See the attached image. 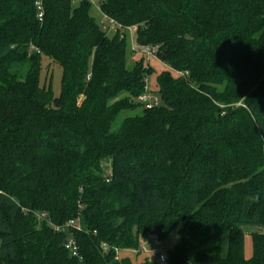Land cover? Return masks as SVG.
<instances>
[{"label": "trees", "instance_id": "16d2710c", "mask_svg": "<svg viewBox=\"0 0 264 264\" xmlns=\"http://www.w3.org/2000/svg\"><path fill=\"white\" fill-rule=\"evenodd\" d=\"M36 2L0 0V264H158L120 252L175 229L168 264H264L242 228L264 227V0H100L111 37L89 1L42 0L41 19ZM129 27L175 72L151 109Z\"/></svg>", "mask_w": 264, "mask_h": 264}, {"label": "rangeland", "instance_id": "374dc122", "mask_svg": "<svg viewBox=\"0 0 264 264\" xmlns=\"http://www.w3.org/2000/svg\"><path fill=\"white\" fill-rule=\"evenodd\" d=\"M92 15L98 19L100 22L102 20V17L97 9H94L92 12ZM109 31V30H108ZM115 29H111L108 32V35L111 37L115 34ZM126 39H127V60H126V67L129 70H132L134 67V64L137 60L144 58L143 54L140 52H135L134 48H137L136 42H135V33H131V31L126 30ZM146 63L149 64L152 68L155 69L156 74H154L152 77L149 78L148 82V92L152 93L153 95L157 96V82L156 77L157 74L162 71H171L175 74L173 70H171L169 67L164 65L162 62H160L157 58H144ZM43 71L41 74V86L48 88L51 87L54 95L59 96L61 91V77H62V69L58 65H51L48 61L43 62ZM178 75V74H177ZM140 115L141 111L137 110L136 112H124L120 115L117 122L115 123L113 129L116 130L120 124L121 121L126 118L127 116H133V115ZM103 169L104 171H108L110 174L111 172V160L107 159L103 163ZM244 233H245V244H244V255L247 260L251 259L253 257V239L252 234L259 233L264 234V227L259 225H243L242 226ZM180 242V236L178 234V229H175L166 239L160 241L156 237H151L147 242L142 243L140 250L141 252L137 254L136 251L131 250H123L120 252V258L124 256H129L132 258V261L134 263L143 262L146 259H149L150 261L157 262L158 264H168L166 262L162 263L159 262L157 258L152 257L151 253L156 254H167L168 250L175 247ZM226 240L224 241V251H226Z\"/></svg>", "mask_w": 264, "mask_h": 264}, {"label": "built area", "instance_id": "2783aa9c", "mask_svg": "<svg viewBox=\"0 0 264 264\" xmlns=\"http://www.w3.org/2000/svg\"><path fill=\"white\" fill-rule=\"evenodd\" d=\"M74 3H79L81 1L84 0H72ZM89 1L93 4V6L95 7V9H97L102 17V20L100 21V25L102 27V29L105 32H109L111 29H115V31L118 28H121V26L116 23L113 19H110L109 17H107L106 15H104L103 13L100 12L99 10V6L98 3L100 0H86ZM36 6L37 9L39 11V18L41 19L43 17V6H42V0H37L36 2ZM109 30V31H108ZM126 30L131 31V33H135L136 28L135 27H129ZM135 52H140L141 54H143V56H145L146 58L150 59V58H157V50L151 47H145V46H137V48H134ZM138 102L141 103V105L144 106V108L146 109H151L154 106H158L160 104V98L156 95H153L152 93H149L148 90L142 94L139 98H138ZM41 218L45 217V214H43L42 216H40ZM70 225H74V222H71ZM52 228H54L55 230H59V228L55 227L54 225L52 226ZM78 228V226H77ZM104 249H107L106 245H103ZM66 248L69 249L72 254L74 256L77 255V249L78 247L76 246L75 242L73 239H70L69 242L66 244ZM152 257H155L158 259L159 262H166L167 261V255L160 253V254H156V253H151Z\"/></svg>", "mask_w": 264, "mask_h": 264}]
</instances>
